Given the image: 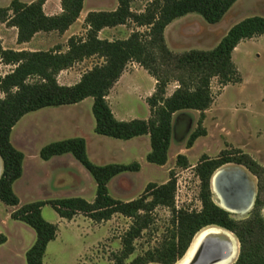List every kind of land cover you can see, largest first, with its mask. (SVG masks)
<instances>
[{
  "label": "trees",
  "instance_id": "obj_1",
  "mask_svg": "<svg viewBox=\"0 0 264 264\" xmlns=\"http://www.w3.org/2000/svg\"><path fill=\"white\" fill-rule=\"evenodd\" d=\"M45 1L25 3L11 0L8 6L0 7V22L17 29L18 44L28 42L40 31L63 33L78 19L84 2L60 0L61 11L48 15L43 11ZM235 1L118 0L112 10L88 11L84 18L85 36H70L64 51L60 47L14 50L0 45V62L13 67L0 78V92L3 94L0 97V158L3 164L0 201L8 206L19 205L13 183L22 174L24 153L12 145L11 130L23 115L44 107L75 104L91 97L94 132L122 140L148 135L150 149L145 159L157 165H164L167 161L174 114L187 109L199 112L197 127L188 137L186 148H190L198 137L206 135L201 122L205 110L213 102L211 80L216 78L221 87L241 82L232 58L233 51L241 41L264 35V17L254 15L236 22L211 49L172 51L165 43L164 30L173 20L188 13H197L210 24L218 23ZM134 2L146 4L137 11L132 9ZM129 22L146 30H133L123 39L98 37L103 28ZM90 57H98L102 62L83 72L74 84L63 85L57 81L60 71ZM129 62L139 64L155 80L154 91L145 100L149 107V116L145 119L119 120L107 101L110 89ZM170 81L176 82L177 86L166 95ZM66 153H70L94 180V199L89 202L76 196L39 200L22 204L12 211V219L25 223L35 232V240L25 252L26 264H44L47 245L56 237L57 225L42 217L41 208L45 204H49L59 217L68 220L78 212L87 214L93 221L109 219L115 213L130 218L131 225L122 237V247L114 256V264L177 263L197 234L212 226L223 228L234 236L238 251L232 264H264V165L240 148L224 149L216 157H200L194 171L200 180L201 207L191 211L175 207L176 180L172 174L163 183L149 182L135 199L122 201L113 198L108 192V182L125 171H138L140 164L137 161L129 164L93 163L87 155L83 137L53 141L43 145L38 152L42 160ZM176 163L188 166L183 154L176 156ZM229 163L243 166L256 178L252 208L242 219L232 217L212 197L211 176ZM158 206L170 211V221L177 229L176 237L128 260L135 250L134 240L148 228L152 212ZM1 241L4 237L0 234Z\"/></svg>",
  "mask_w": 264,
  "mask_h": 264
},
{
  "label": "rangeland",
  "instance_id": "obj_2",
  "mask_svg": "<svg viewBox=\"0 0 264 264\" xmlns=\"http://www.w3.org/2000/svg\"><path fill=\"white\" fill-rule=\"evenodd\" d=\"M20 1L28 3L31 0ZM10 2L11 0H0V7H6ZM51 3H56V9L60 8V0H49L48 5ZM117 3L118 0H84V8L112 10L116 8ZM145 4L146 2H134L132 9L142 10ZM254 15L264 17V0H236L223 18L215 24L206 22L197 13H188L166 28L165 43L175 52L193 48L211 49L233 24ZM86 30L83 14H80L63 33L55 31L38 35L42 39H35L23 47L41 50L60 47L64 51L70 36L84 37ZM133 30L145 31L146 28L136 27L134 23L129 22L104 29L101 33L98 32V37L108 40L123 39ZM15 33L16 28L0 22V45L2 46L4 40L5 47L14 46ZM232 58L241 75V82L221 87L216 78L211 80L213 102L205 110L201 122L206 135L198 137L190 148H186V141L197 127L199 112L187 109L173 115L171 142L164 165L146 161L145 156L150 149L148 135L122 140L95 133V121L91 111L92 98H88L73 110L70 109L71 106H66L29 112L17 127V131L29 137L25 145L29 160L25 183L23 181L16 186L23 203L71 196L87 200L94 197V180L72 155H69L70 159H63L62 169L59 167L54 170L53 177L48 179L46 173L51 163L46 165L38 154L39 149L47 143L78 135L86 139L87 155L93 163L129 164L137 161L140 164L138 171H125L113 177L107 185L109 195L122 201L137 198L149 182L163 183L172 174L176 180L175 207L188 211L199 210L200 180L195 174L194 166L202 155L216 157L224 149L240 148L264 165V35L241 41L234 49ZM100 62L102 60L98 57L86 58L75 63L68 71H60L57 81L63 85L74 84L80 74ZM138 65L136 62H129L126 69L132 72L125 74L111 92L108 102L117 119H145L149 116V107L145 100L146 95L154 91L155 83L153 77ZM12 68L11 65L0 62V78ZM176 86V82L170 81L166 87V95H170ZM2 96L0 92V97ZM71 112L76 114V127L66 126L58 130L46 127L49 122L67 118ZM178 154L187 158V167L176 163ZM223 169H239L247 186L255 190L256 178L243 166L229 163L224 165ZM212 195L215 203L219 205L214 192ZM4 208L8 206L1 203L0 217ZM251 208L245 213H230L232 217L242 219L248 215ZM262 213L264 215V209ZM41 214L46 221L56 224L58 228L56 238L47 245L43 257L44 264H114V256L122 247V237L132 222L120 213H115L106 220L93 221L82 212H78L71 222L60 218L49 204L42 206ZM170 216V211L165 207L158 206L154 209L152 222L134 240L135 250L128 260L176 237L177 229L172 225ZM3 228L11 240L8 248L0 250V264H26L24 249L35 239L34 231L25 223L13 220ZM235 258L229 264H232Z\"/></svg>",
  "mask_w": 264,
  "mask_h": 264
},
{
  "label": "crops",
  "instance_id": "obj_3",
  "mask_svg": "<svg viewBox=\"0 0 264 264\" xmlns=\"http://www.w3.org/2000/svg\"><path fill=\"white\" fill-rule=\"evenodd\" d=\"M33 1V0H31ZM29 1V2H31ZM48 1L49 0H46L45 3L43 4V11L48 14V15H53V14H58L60 11H61V8H58L56 9L55 8V4L54 5L51 3L48 5ZM28 2V3H29ZM59 5V4H58ZM90 11L89 9H85L84 8V2H83V8L80 12V14H83V19L84 17L86 16L87 12ZM182 18V17H180ZM180 18L178 19H175L173 20L170 24H168L166 26V28L173 24L175 21H178ZM15 28V27H14ZM113 28V27H111ZM166 28L164 30V32L166 31ZM104 29H109V28H103L101 31H103ZM101 31H99V33H101ZM49 32H55V31H49ZM47 32H43V31H40V32H37L28 42H24V43H20L18 44L16 42V37H17V33L14 34V43L15 45L12 46V47H5L4 44H5V41L3 40L2 42V47L3 48H9V49H14V50H19V49H28V50H41V49H36V48H26V47H23V45H27L29 43H32L35 41V39H42L41 36H38V35H41V34H46ZM1 37V36H0ZM236 49V48H235ZM138 65V64H137ZM139 66V65H138ZM69 68L67 69H64L62 70L61 72L63 71H68ZM128 72H132V71H128L126 68L125 70L123 71V73L121 74V76L119 77V79L117 80V82L114 84V86L110 89L109 91V94L107 95V101L110 99V95H111V92L113 91V89H115L118 84L120 83V81L124 78L125 74H127ZM81 74L79 75V78H80ZM79 78L77 79V81L79 80ZM154 80V78H153ZM76 81V82H77ZM154 83H155V80H154ZM152 91H150L148 93V95H146V97H148L149 95H151ZM169 95V94H167ZM88 98H91V97H87L85 98L84 100L78 102V103H75V104H69V105H61V106H56V107H53V108H63V107H66V106H71L70 109H74V107L78 106L79 104L83 103L84 101H87ZM109 103V102H108ZM109 106H110V103H109ZM73 107V108H72ZM44 108H47V107H44ZM44 108H41V109H38V110H42ZM111 108V107H110ZM36 110V111H38ZM112 110V108H111ZM34 112V111H32ZM113 112V115L115 116V113L114 111L112 110ZM72 113V112H71ZM28 113H26L25 115H23L19 121H17V123L13 126L12 130H11V133H10V141L12 143V145L21 150L23 153H24V159H23V171H22V174L21 176L13 183V190L15 192V194L17 195L18 199H19V205L17 206H8V208H4V213L1 215V219H0V234L3 235L4 237V241H1L0 242V250L2 249H5V248H8V246L10 245V240H11V237L4 231V226L7 225L9 223V221L13 220L14 222L15 221H19V220H15V219H12L11 218V213L12 211H14L16 208H18L20 205L22 204H25L23 203L22 199L19 197L17 191H16V186L19 184V183H22L25 179V175L27 173V162L29 161L28 160V156H27V153L25 151V145L27 143V139L29 137L27 136H23V134L20 132V131H17V127L18 125L26 118ZM116 117V116H115ZM119 120H122V119H119ZM48 123V122H47ZM76 127L77 126V117H76V114L72 113L70 115L67 116V118L63 119V120H60V121H56V122H49L48 124H46V127H48L50 130H58V129H64L65 127ZM104 136V135H103ZM141 136H144V135H141ZM141 136H137V137H141ZM75 137H82V135H78V136H75ZM137 137H133V138H137ZM131 138V139H133ZM85 139V138H84ZM129 140V139H128ZM85 142H86V139H85ZM86 151H88V148H87V142H86ZM71 155L70 153H66V154H62V155H56V156H53L51 157L50 159L48 160H41L47 165L49 163H51V167L49 168V171L46 173V178H50L51 179V176L53 175V171L54 170H57L59 167L62 166L63 163H61V161L65 158H68L70 159V156ZM35 161L37 160L36 157L33 158ZM72 161V160H70ZM2 169H3V164H2V160L0 158V175L2 173ZM62 169V167H61ZM51 170V171H50ZM62 171V170H61ZM61 173V172H60ZM64 173V172H63ZM62 173V174H63ZM57 174V173H56ZM53 177V176H52ZM61 180L63 181L64 178H61ZM25 183V181H24ZM109 183V182H108ZM108 185V184H107ZM95 187H96V184H95ZM95 196V195H94ZM71 197H76V196H71ZM94 197L92 199H86L87 201L91 202L93 201ZM1 201H0V207H1ZM4 204V203H3ZM5 205V204H4ZM77 215H75L72 219H69V221L73 222L74 218H76ZM61 218V217H60ZM62 219H65V218H62ZM68 220V219H66ZM35 233V232H34ZM56 238V237H55ZM35 240V239H34ZM34 240L32 242H30V245L27 246L25 249H24V252H26V250L32 245V243L34 242ZM25 254V253H24Z\"/></svg>",
  "mask_w": 264,
  "mask_h": 264
},
{
  "label": "bare ground",
  "instance_id": "obj_4",
  "mask_svg": "<svg viewBox=\"0 0 264 264\" xmlns=\"http://www.w3.org/2000/svg\"><path fill=\"white\" fill-rule=\"evenodd\" d=\"M232 172L234 170L228 171L223 168L217 170L211 181L212 190L221 200L220 206L231 212L245 213L252 206V194L247 192V195L250 196H247L249 200L231 205L224 199L216 185L217 179L222 174ZM237 251V242L234 236L222 228L212 226L200 232L186 254L176 264H229L236 257Z\"/></svg>",
  "mask_w": 264,
  "mask_h": 264
},
{
  "label": "water",
  "instance_id": "obj_5",
  "mask_svg": "<svg viewBox=\"0 0 264 264\" xmlns=\"http://www.w3.org/2000/svg\"><path fill=\"white\" fill-rule=\"evenodd\" d=\"M215 172L211 176L210 184H211L212 178L215 175ZM216 185H217V188L219 189V192L224 197V199L228 203H230L231 205L239 204L240 202H242L244 200L247 201V199L249 200L248 197H250V196L247 195V192H249L248 194H252L253 195V199H252V203H251V204H253L254 196H255V190L252 189V188H249L247 186L245 178L243 176H241V171L239 169H237L236 171H234L232 173L222 174L217 179V184ZM220 207L225 209L226 211H229L228 209H226L223 206H220ZM213 227H217V226H213ZM217 228H220V227H217Z\"/></svg>",
  "mask_w": 264,
  "mask_h": 264
},
{
  "label": "flooded vegetation",
  "instance_id": "obj_6",
  "mask_svg": "<svg viewBox=\"0 0 264 264\" xmlns=\"http://www.w3.org/2000/svg\"><path fill=\"white\" fill-rule=\"evenodd\" d=\"M216 195V194H215ZM216 197H217V199H218V203H221V200L218 198V196L216 195ZM205 230V229H204ZM200 234V232L197 234V236ZM197 236L195 237V238H197ZM195 238H194V240H195ZM193 240V241H194ZM192 244V243H191ZM191 246V245H190ZM188 251V250H187Z\"/></svg>",
  "mask_w": 264,
  "mask_h": 264
}]
</instances>
